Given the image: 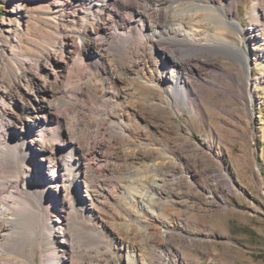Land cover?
Returning a JSON list of instances; mask_svg holds the SVG:
<instances>
[{
	"label": "bare ground",
	"instance_id": "bare-ground-1",
	"mask_svg": "<svg viewBox=\"0 0 264 264\" xmlns=\"http://www.w3.org/2000/svg\"><path fill=\"white\" fill-rule=\"evenodd\" d=\"M34 1L54 40L36 52L25 46ZM11 4L20 22L11 16L0 27V264H112L106 239L123 226L119 211L131 218L127 206L135 208L145 233L155 222L153 187L162 179L148 175L158 169L153 158L170 152L149 146L152 127L172 123L169 108L181 116L176 99L190 108L214 87L204 71L219 54L248 63L242 38L231 36L239 22L218 0ZM257 5L251 39L264 45ZM130 44L150 45V66L130 65ZM83 232L96 239L94 257L78 241Z\"/></svg>",
	"mask_w": 264,
	"mask_h": 264
},
{
	"label": "rangeland",
	"instance_id": "rangeland-1",
	"mask_svg": "<svg viewBox=\"0 0 264 264\" xmlns=\"http://www.w3.org/2000/svg\"><path fill=\"white\" fill-rule=\"evenodd\" d=\"M218 1L231 5L239 22L231 36L242 38L249 61L244 64L219 54L209 62L213 67L204 71L214 87L203 88L190 108L176 99L181 116L169 108L172 123L152 127L149 146L156 150L164 145L170 152L168 160L153 158L158 169L147 179L152 182L156 174L162 179L153 187L155 222L145 233L141 221H133L135 208L127 206L131 218L121 217L125 214L119 211L117 219L123 226L106 239L112 250L107 260L112 264H128V258L135 264H264V45H256L250 33L263 8L257 5L259 0ZM39 5L34 1L30 6L34 20L29 23L31 37L25 38L32 52L54 42L43 34L49 24ZM11 16V0H0V27ZM19 22L14 17L13 23ZM261 28L264 37V25ZM143 48L146 51L137 50L135 44L127 47L130 65L148 62L150 66L157 54L148 50L149 44ZM163 135H169L164 143ZM181 137L187 142L176 146L175 139ZM142 172L146 183L147 174ZM139 187L135 188L146 190ZM81 235L83 251H92L94 257L95 237L87 232Z\"/></svg>",
	"mask_w": 264,
	"mask_h": 264
}]
</instances>
